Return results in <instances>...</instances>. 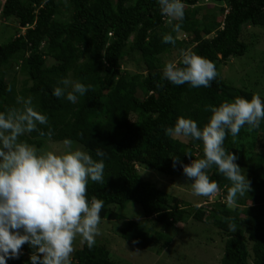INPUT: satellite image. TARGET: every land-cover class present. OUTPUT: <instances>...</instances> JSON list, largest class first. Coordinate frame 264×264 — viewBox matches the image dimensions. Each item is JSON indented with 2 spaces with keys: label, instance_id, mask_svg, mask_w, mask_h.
Listing matches in <instances>:
<instances>
[{
  "label": "trees",
  "instance_id": "obj_1",
  "mask_svg": "<svg viewBox=\"0 0 264 264\" xmlns=\"http://www.w3.org/2000/svg\"><path fill=\"white\" fill-rule=\"evenodd\" d=\"M0 1L1 15L16 19L24 28L0 44L1 109L5 111L16 101L13 84L5 81L6 67L16 60L18 69L26 72L31 82L23 96L31 97L33 106L47 115L51 138L75 140L95 160L101 159L96 149L107 153L103 158L105 183L90 181L87 189L89 200L96 197L104 201L101 218L118 219L113 206L123 208L130 200L140 205L144 217H154L168 226L185 222L190 214L198 221L208 215L226 233L221 264H264V162L260 155L243 150V142L252 147L250 134L264 132V120L258 129L249 131L245 126L238 136L229 134L224 141L226 150L238 157L235 162L246 172L252 187L238 199L235 208H226L230 182L215 167L208 170L209 178L218 182L225 202L216 211L196 205L194 213L188 212V205L176 196L142 178L137 169L144 165L166 175L185 177L181 164L173 168L171 157L179 156L183 164L202 158V142L172 139L164 129L174 126L178 117L191 118L202 128L211 115L204 110L206 105L219 106L237 97L250 99L252 92L228 87L219 75L210 87L200 88L162 80L159 55L172 44L163 42V35L171 30L157 0H130L129 4L126 0ZM203 1L182 0L185 17L181 32L194 44L190 51L209 59L217 69L219 63L246 52L247 44L241 39L245 23L264 26V0H210L213 5L224 3L226 8L220 6L219 20L213 11L206 10L201 24L198 4ZM127 47L140 54L144 72L130 74L122 70L120 61ZM47 57L56 61L49 70L45 69ZM68 72L76 81L91 85L75 104L52 94ZM43 74L50 80H45ZM49 126L40 127L47 132ZM186 150L193 157L186 155ZM229 220L236 224L235 232L228 230ZM119 233L142 248L154 247L157 253L168 246L163 232L151 234L133 219L124 220ZM147 239L151 243L146 244ZM33 251L25 244L19 257L6 258V264H32L29 257ZM71 260L72 264H121L111 259L109 249L98 242L91 249L82 243Z\"/></svg>",
  "mask_w": 264,
  "mask_h": 264
},
{
  "label": "clouds",
  "instance_id": "obj_2",
  "mask_svg": "<svg viewBox=\"0 0 264 264\" xmlns=\"http://www.w3.org/2000/svg\"><path fill=\"white\" fill-rule=\"evenodd\" d=\"M157 3L171 30L163 35V42L175 45L172 33L181 31L185 5L182 0H157ZM217 76L212 61L190 50H181L179 61L164 65L161 78L176 86L187 83L200 88L210 87ZM90 88L91 85L65 78L52 94L75 104ZM11 90L9 85L8 91ZM204 110L211 115L202 128L191 118L178 117L174 126L164 129L172 139L185 143L199 140L203 146L202 158H192L189 164H183L179 156H172V166L181 164L185 177L192 182L193 194L198 197H212L220 191L218 182L208 174L215 167L230 182L226 202L229 208H235L238 199L252 187L235 162L238 157L226 150L224 141L229 134L238 136L245 126L249 131L258 129L264 120V101L256 94L250 99L237 97L219 106L206 105ZM40 126H49V119L35 109L31 97L17 96L16 106L0 111V264H6V258H18L25 244L34 249L29 257L32 264H72L77 237L91 249L100 234L104 201L96 197L89 200L87 189L90 181L105 183L103 158L107 153L96 149V156L101 159L95 160L88 152L74 149L73 141L68 139L63 141V152H40L21 140L32 132L51 138V127L45 132ZM184 153L193 157L190 150ZM228 230H237L231 220Z\"/></svg>",
  "mask_w": 264,
  "mask_h": 264
},
{
  "label": "rangeland",
  "instance_id": "obj_3",
  "mask_svg": "<svg viewBox=\"0 0 264 264\" xmlns=\"http://www.w3.org/2000/svg\"><path fill=\"white\" fill-rule=\"evenodd\" d=\"M112 2L116 3V0H112ZM129 3L130 0H126V4ZM198 5L200 6L198 18L201 24V15L206 10L213 11L216 19L219 20L222 17L220 6L226 8L224 3L213 5L210 0L208 2L204 0L203 3L199 2ZM23 31L24 28L18 26L16 19L5 18L0 13V44L7 42ZM133 38L134 34L132 33L129 38L130 42ZM174 38L176 40L175 45L172 44L167 51L159 55L160 64L163 67L167 62H176L180 58L181 50L187 51L193 48L194 44L187 41L188 35L184 37V32L175 33ZM241 39L247 44L246 52L240 56L230 57L224 63H219L218 75L228 87L248 90L254 95L259 94L264 101V26L245 23L241 29ZM55 63L56 61L47 57L45 69L53 68ZM120 64L122 70H127L130 74L144 72V64L140 54L128 47L125 49ZM5 73V81L8 84H13L17 96H23V92L31 85L27 73L18 69L16 60L6 67ZM42 77L45 80H50V76L46 74H43ZM66 78L76 81L71 72L67 73ZM13 106H16V101ZM34 107L39 111L36 106ZM0 111H4L1 109V104ZM250 137L252 147H248L246 141V143L243 142V150L260 155L261 161L264 162V132L255 131L250 134ZM21 140L34 145L40 152L60 153L64 151L63 141L46 136H34L30 133L21 137ZM71 141H73L74 149L78 148L87 152L83 145L75 140ZM137 169L142 178L155 183L157 187L170 196H176L183 204H187L188 212L194 213V206L196 205L205 206L207 209L213 208L212 210L216 211L220 209L221 203L225 202L221 190L212 197H198L193 194L192 183L186 177L178 178L166 175L144 165L137 166ZM244 174L246 175L245 171ZM261 182L264 183L263 180ZM113 208L120 217L114 220L101 218L98 226L100 234L96 237V242L109 249L111 259L121 264H221L226 233L215 226L212 218L208 215L203 220L198 221L190 214L185 222L168 226L158 222L154 217H144L140 205L132 200L128 201L123 208L119 206H113ZM226 208H229L227 203ZM127 219H133L144 224L151 234L154 231L163 232L166 235L165 241L168 246L157 253L154 247L142 248L123 239L120 236L119 228ZM81 240L82 238L77 237L74 241L75 250L81 246ZM145 242L146 244L151 243L149 239Z\"/></svg>",
  "mask_w": 264,
  "mask_h": 264
},
{
  "label": "built area",
  "instance_id": "obj_4",
  "mask_svg": "<svg viewBox=\"0 0 264 264\" xmlns=\"http://www.w3.org/2000/svg\"><path fill=\"white\" fill-rule=\"evenodd\" d=\"M164 19H166L165 17H163ZM109 34H111V33H109ZM186 36V34H184V37ZM221 190V189H220Z\"/></svg>",
  "mask_w": 264,
  "mask_h": 264
}]
</instances>
